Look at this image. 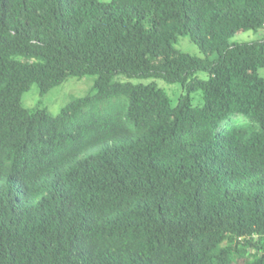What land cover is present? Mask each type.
I'll return each instance as SVG.
<instances>
[{"label":"trees","instance_id":"1","mask_svg":"<svg viewBox=\"0 0 264 264\" xmlns=\"http://www.w3.org/2000/svg\"><path fill=\"white\" fill-rule=\"evenodd\" d=\"M262 68L264 0H0V264H264Z\"/></svg>","mask_w":264,"mask_h":264},{"label":"rangeland","instance_id":"2","mask_svg":"<svg viewBox=\"0 0 264 264\" xmlns=\"http://www.w3.org/2000/svg\"><path fill=\"white\" fill-rule=\"evenodd\" d=\"M262 31L254 32H244L237 34L231 42L240 43L245 41L258 40L262 37ZM176 48L182 52L188 53L190 55L199 56L197 48L191 44L186 37L179 38ZM258 75L264 79V68L258 70ZM200 78H204V75L199 74ZM95 77L84 76L82 78H68L61 85L52 88L43 95L39 94L36 85H32L30 89L22 95L21 105L26 109H45L50 114L56 116L60 113L61 109L69 103L71 100L84 97L88 94L93 93L92 86ZM139 81H134L137 83ZM143 84L151 82V80L140 81ZM158 87L163 88L165 92L171 97L173 101L183 93L178 85H165L161 81H156ZM192 105H201V95L200 93H195L191 95ZM233 120H237L234 117ZM241 122V119H238Z\"/></svg>","mask_w":264,"mask_h":264}]
</instances>
